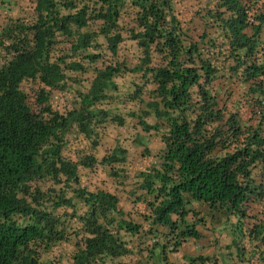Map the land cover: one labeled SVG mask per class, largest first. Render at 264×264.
Instances as JSON below:
<instances>
[{
  "label": "trees",
  "instance_id": "obj_1",
  "mask_svg": "<svg viewBox=\"0 0 264 264\" xmlns=\"http://www.w3.org/2000/svg\"><path fill=\"white\" fill-rule=\"evenodd\" d=\"M131 124L139 161L65 155ZM194 201L264 264V0H0V264H174Z\"/></svg>",
  "mask_w": 264,
  "mask_h": 264
},
{
  "label": "rangeland",
  "instance_id": "obj_2",
  "mask_svg": "<svg viewBox=\"0 0 264 264\" xmlns=\"http://www.w3.org/2000/svg\"><path fill=\"white\" fill-rule=\"evenodd\" d=\"M121 84H127L126 80H120ZM29 92L31 94L35 93L33 87H29ZM75 94L70 96H65L56 94L55 96V108L63 111L70 108L71 103L74 101ZM136 129L131 124L128 127L118 128L117 126L111 125L107 130L106 135L102 138L100 145L97 149L91 150L90 144L86 140H81L79 142L73 141V146H70L65 151V155L72 157V159H77L76 156L79 152L86 150L87 153L95 154L99 159L105 156L110 149L115 145H122L129 150L132 159L140 160L141 152L143 147L136 146L133 142L135 138ZM152 154H157L161 144L158 142L157 137L150 138L148 143ZM103 182L104 185L101 183ZM88 186L90 189H94V186L101 185L118 195L120 198L121 208L135 220H140V214L144 212V207L140 204H136L133 198L129 197L127 193H123L113 185V181L105 174H99L88 181ZM196 211L194 217L193 214L190 215L189 221L199 222L198 230L202 234V238L199 240H190L185 243L178 252L169 253L170 262L174 264H189L192 259L207 258L209 261L206 263L198 261L196 264H239V258L237 256L236 248L232 247L233 232L232 228L238 224V219L234 216H230L225 210L211 209L207 204L201 202H195L189 206ZM259 210V209H257ZM202 221H199V220ZM252 223L251 221L246 223L247 226ZM233 225V227H231ZM135 243H138L137 241ZM73 250V249H72ZM160 255V252L158 250ZM161 256V255H160ZM153 258H149L151 261ZM158 259V258H157Z\"/></svg>",
  "mask_w": 264,
  "mask_h": 264
},
{
  "label": "crops",
  "instance_id": "obj_3",
  "mask_svg": "<svg viewBox=\"0 0 264 264\" xmlns=\"http://www.w3.org/2000/svg\"><path fill=\"white\" fill-rule=\"evenodd\" d=\"M215 210V209H214Z\"/></svg>",
  "mask_w": 264,
  "mask_h": 264
}]
</instances>
